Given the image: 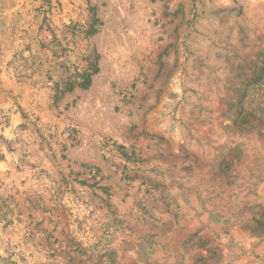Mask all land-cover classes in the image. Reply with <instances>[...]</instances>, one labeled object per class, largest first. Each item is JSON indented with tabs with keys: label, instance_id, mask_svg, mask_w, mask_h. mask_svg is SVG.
Listing matches in <instances>:
<instances>
[{
	"label": "rangeland",
	"instance_id": "obj_1",
	"mask_svg": "<svg viewBox=\"0 0 264 264\" xmlns=\"http://www.w3.org/2000/svg\"><path fill=\"white\" fill-rule=\"evenodd\" d=\"M0 264H264V0H0Z\"/></svg>",
	"mask_w": 264,
	"mask_h": 264
},
{
	"label": "trees",
	"instance_id": "obj_2",
	"mask_svg": "<svg viewBox=\"0 0 264 264\" xmlns=\"http://www.w3.org/2000/svg\"><path fill=\"white\" fill-rule=\"evenodd\" d=\"M82 76L83 77H82L81 82H78L77 84L81 87H87L90 82V73L84 72Z\"/></svg>",
	"mask_w": 264,
	"mask_h": 264
}]
</instances>
